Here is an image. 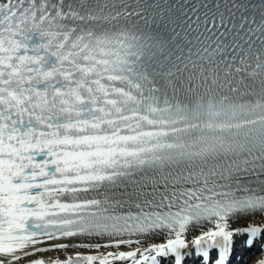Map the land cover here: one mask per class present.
Segmentation results:
<instances>
[{
	"label": "snow or ice",
	"instance_id": "1",
	"mask_svg": "<svg viewBox=\"0 0 264 264\" xmlns=\"http://www.w3.org/2000/svg\"><path fill=\"white\" fill-rule=\"evenodd\" d=\"M264 264V0H0V264Z\"/></svg>",
	"mask_w": 264,
	"mask_h": 264
},
{
	"label": "bare ground",
	"instance_id": "2",
	"mask_svg": "<svg viewBox=\"0 0 264 264\" xmlns=\"http://www.w3.org/2000/svg\"><path fill=\"white\" fill-rule=\"evenodd\" d=\"M256 260V258L253 259V262Z\"/></svg>",
	"mask_w": 264,
	"mask_h": 264
}]
</instances>
